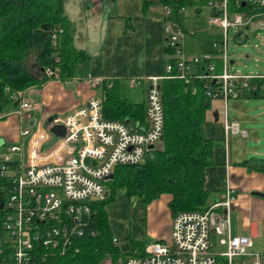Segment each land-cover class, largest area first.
<instances>
[{"label": "built area", "instance_id": "2783aa9c", "mask_svg": "<svg viewBox=\"0 0 264 264\" xmlns=\"http://www.w3.org/2000/svg\"><path fill=\"white\" fill-rule=\"evenodd\" d=\"M257 1L264 4V0ZM208 5L221 9L219 14H205L203 25L217 28L222 36L221 43L214 44L220 50L222 68L214 72V64L207 62L195 75L214 83L205 84L206 93L211 99L241 98L242 88L248 89L249 80L256 78L262 80L260 87L264 88V74H234L227 69V30H239L250 23L251 17L244 18L240 13L230 17L227 0H209ZM169 11L167 5L162 6L164 44L173 49L170 57L176 58L175 76L188 82L194 72L191 63L202 62L207 55L184 56L185 32L176 21L164 19ZM44 70L52 74L48 67ZM171 70V63L166 62L162 74L149 77L144 122L105 118L102 99L91 96L82 106L55 119L65 127V134L51 133L56 140L46 149H40L51 139L45 131L30 149L41 120L32 119L34 130L27 127L18 131L17 142L7 146L18 154V160L0 155V264H59L68 249L77 250L76 239L94 233L89 203L108 193V175L116 165L144 161L162 138L164 111L159 82L173 76ZM137 83L134 78L130 80L131 86ZM256 87L252 85L253 90ZM191 89L196 91L194 86ZM11 98L18 100L14 111L18 116L34 108L25 91H15ZM6 115L0 113V118ZM224 123L231 132L246 136L236 122L227 123L225 119ZM25 136L26 144L20 140ZM233 200L234 189L227 183L222 197L207 209L171 215L169 238L147 242L143 253L127 255L124 264H264V251L251 250V237L231 231ZM218 246L225 247L218 250Z\"/></svg>", "mask_w": 264, "mask_h": 264}, {"label": "trees", "instance_id": "16d2710c", "mask_svg": "<svg viewBox=\"0 0 264 264\" xmlns=\"http://www.w3.org/2000/svg\"><path fill=\"white\" fill-rule=\"evenodd\" d=\"M208 1L143 0V11L150 5L161 9L167 5L170 11L164 19L176 21L185 37L196 40L199 54L207 57L197 64L191 63L194 72L185 82L175 76L176 58L170 57L173 49L164 44V63H171L173 76L159 82L164 111L162 138L144 161L114 167L113 178L106 181L107 195L89 203L90 226L94 233L76 239L77 250L68 249L59 258V264H101L107 256L113 264H124L125 254L143 253L147 240L131 239L126 252L116 243L106 205L114 200L117 188H124L127 197L141 198L144 203L168 193L171 215L179 211L205 210L218 199L217 191L204 185L206 168L213 163V148L220 143L208 137L204 130L211 100L205 84L214 83L195 76L205 69L207 62L214 64V72L222 68L220 50L214 46L221 43L222 36L219 31L203 26L205 14H219L221 9L208 5ZM63 3L64 0H0V113L6 114L18 107V100L11 98L15 91H25L32 86L40 88L49 79H70L84 70L89 54L74 45L75 26L65 13ZM226 10L230 17L240 13L255 21L264 15V4L257 0H227ZM248 26H241L239 30ZM238 31L236 37H239ZM47 67L52 74L45 72ZM32 68L38 70L32 72ZM261 83L260 79H250V87L242 88L241 98L264 97ZM100 85L105 118L144 122L145 99L134 102L122 97L116 80H103ZM252 85L257 86L255 90ZM193 86L195 92H192ZM34 129L31 126V130ZM250 162L253 164L248 166L249 170L264 174V157L253 156L242 164Z\"/></svg>", "mask_w": 264, "mask_h": 264}, {"label": "crops", "instance_id": "0c3cea01", "mask_svg": "<svg viewBox=\"0 0 264 264\" xmlns=\"http://www.w3.org/2000/svg\"><path fill=\"white\" fill-rule=\"evenodd\" d=\"M63 9L75 26L74 45L89 54L87 63L83 65L84 70L70 79H49L40 88L32 86L25 89V92L30 90L27 95L34 104V114L25 118V115L18 116L12 112L4 120L0 119L1 143H5L4 135L17 142L18 131L23 128L25 119L28 127L32 126V119L41 120L39 127L45 130L43 121L48 116L55 114L56 118H60L72 108L82 106L91 96L103 99L100 85L103 80H116L122 97H125L121 93L123 81L128 82L130 89L141 87L134 90L137 98L134 102H141L145 99L149 77L164 72L163 16L160 6L150 5L143 11V0H64ZM216 31L219 30L216 28ZM37 70L32 68L31 71ZM132 78L138 82L135 86L130 85ZM228 101L211 99L210 107L206 110L205 133L220 143L213 148V163L206 168L204 185L209 190L217 191L218 199L224 194L227 183L233 187L231 231L233 234L250 236L254 242V239L264 236V174L248 169L253 162L244 165L242 161L255 154L260 155L262 151L241 148L235 140V135L239 133L225 128L226 119L227 123L236 122L238 128L248 134L243 126L246 119H242L247 114L242 111L237 117H230ZM170 197V194L162 193L149 203L138 198V202L133 201L123 216L128 225L119 224L115 229L110 223L117 245H127L124 252L129 250L133 238L147 242L169 238Z\"/></svg>", "mask_w": 264, "mask_h": 264}, {"label": "rangeland", "instance_id": "374dc122", "mask_svg": "<svg viewBox=\"0 0 264 264\" xmlns=\"http://www.w3.org/2000/svg\"><path fill=\"white\" fill-rule=\"evenodd\" d=\"M211 30L216 31V29L214 28H212ZM237 31L238 30H235L234 27H229L227 30L228 71L234 74H264V15L261 16V18H259L258 20L251 21L248 27H243L242 29H240L238 31L240 32L239 37L235 36V33ZM185 43L186 47L184 50V56L187 57L200 55L198 52L197 42L194 38L185 37ZM140 88L141 87L130 89L128 86V82L123 81L121 85V93L123 96L136 101L137 98L134 96V90ZM29 93L30 90H27L25 92V95L30 100V96H28ZM16 110L17 108L15 110L8 111L6 114L9 115V113H12ZM242 111L247 114L246 118L244 117L242 119H246L243 126L248 131V134L246 137L237 134L235 135L236 139H234L237 140V143L241 148L245 147L248 150L258 149L262 151L260 155L255 154L254 156L262 158L264 157V97L235 98L228 101V114L230 117H237V115ZM29 113L30 114L26 115L23 114L25 115L24 117L26 118L28 116H33L32 114H34L32 110H30ZM7 115L1 117L0 119L4 120ZM22 125L23 129L29 126L26 123V119L25 123L22 122ZM44 129L45 130L39 128V130L34 134V137L30 141L31 150L35 148L34 146L36 145V139L45 134L44 131L49 133L51 139L46 144H42L40 149H46L55 142L56 136L52 135L48 131L46 126H44ZM3 139L5 140V144L0 145V155L5 153L9 155L11 160H18V154L16 152H10L7 149L8 144L15 143L14 140H11L12 138H10L9 135H4ZM26 139L27 138L25 136L23 139L24 144H26ZM25 154L26 149H23L22 162L25 161ZM133 201L138 202V198L127 197L124 188L120 187L115 190L114 200L106 205L109 221L112 226L115 227V229L118 228L119 224L128 225V221L124 220L125 218L123 216L126 215L128 207L130 206V204H132ZM126 246H122L121 244H119V248L122 252L125 251ZM224 247L225 246H218L217 248L219 250L223 249ZM251 250L255 252L264 251V236L254 239ZM126 257L127 254L123 256V260H125ZM101 264L113 263L111 262L110 256H107L102 260Z\"/></svg>", "mask_w": 264, "mask_h": 264}, {"label": "water", "instance_id": "95a60500", "mask_svg": "<svg viewBox=\"0 0 264 264\" xmlns=\"http://www.w3.org/2000/svg\"><path fill=\"white\" fill-rule=\"evenodd\" d=\"M56 115H52V116H48L44 121H43V125L47 127L48 131L56 136H63L65 134V127L62 124L56 123L54 122L56 119ZM125 122H127V119L124 120ZM34 122L32 121L31 125L33 126ZM1 141H0V145H1ZM152 146H149V148H151ZM109 179L113 178V173L111 172L108 175ZM107 195V192H105V196Z\"/></svg>", "mask_w": 264, "mask_h": 264}]
</instances>
